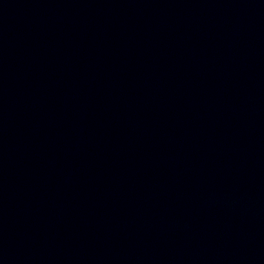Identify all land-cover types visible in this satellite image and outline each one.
<instances>
[{"label": "water", "instance_id": "95a60500", "mask_svg": "<svg viewBox=\"0 0 264 264\" xmlns=\"http://www.w3.org/2000/svg\"><path fill=\"white\" fill-rule=\"evenodd\" d=\"M0 264H264V0H0Z\"/></svg>", "mask_w": 264, "mask_h": 264}]
</instances>
